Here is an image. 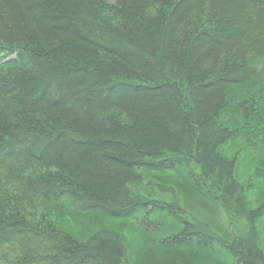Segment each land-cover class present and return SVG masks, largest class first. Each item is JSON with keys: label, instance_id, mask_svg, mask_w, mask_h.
Instances as JSON below:
<instances>
[{"label": "trees", "instance_id": "obj_1", "mask_svg": "<svg viewBox=\"0 0 264 264\" xmlns=\"http://www.w3.org/2000/svg\"><path fill=\"white\" fill-rule=\"evenodd\" d=\"M0 264H264V0H0Z\"/></svg>", "mask_w": 264, "mask_h": 264}, {"label": "rangeland", "instance_id": "obj_2", "mask_svg": "<svg viewBox=\"0 0 264 264\" xmlns=\"http://www.w3.org/2000/svg\"><path fill=\"white\" fill-rule=\"evenodd\" d=\"M60 223H61V227L63 226L64 227V229L66 230V231H68L69 233H73V234H76L75 232H74V230H78L77 228H73L72 227V224L70 223V222H65L64 220L61 222L60 221ZM197 241H194V243H196ZM206 246H212L211 244H208V245H206ZM210 248H212V247H210ZM221 255V254H220Z\"/></svg>", "mask_w": 264, "mask_h": 264}]
</instances>
